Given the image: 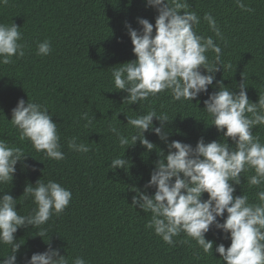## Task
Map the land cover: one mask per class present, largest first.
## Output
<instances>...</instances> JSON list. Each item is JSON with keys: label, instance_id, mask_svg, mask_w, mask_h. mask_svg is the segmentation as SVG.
<instances>
[{"label": "trees", "instance_id": "16d2710c", "mask_svg": "<svg viewBox=\"0 0 264 264\" xmlns=\"http://www.w3.org/2000/svg\"><path fill=\"white\" fill-rule=\"evenodd\" d=\"M189 11H196L201 18L198 34L212 36L221 46V58L232 67L216 73L217 80L232 87L245 77L249 85L247 94L252 102L264 93V0H243L253 12L240 9L235 0H187ZM211 13L220 27L224 40L215 37L203 20ZM155 9L145 6V0H8L0 3V23L19 26L25 55L13 57V63L0 64V139L10 145L22 147L29 155L25 165L19 162L12 185L0 186V192L8 191L18 199L17 209L27 214L33 207L31 198L23 197L27 184L38 179L45 183L54 180L72 192V200L65 211L53 216L42 227L47 229L44 237L37 236L35 229H18L16 239L23 243L18 254V264H25L35 252H42L50 242L59 248L61 255L70 259L82 257L86 264H220L214 257L200 250L197 256L195 241L179 243L184 234L175 237L170 246L146 228L151 213H144L131 205L135 194L132 186L143 189L150 179V172L159 159L157 152L167 147L153 133L146 138L157 146L149 152L139 141L135 146L121 148L115 134L109 129L117 127L128 136L133 129L127 126L126 116L143 114L155 109L167 113L172 140L195 146L200 137L206 142L217 140L221 134L215 126H208L210 118L202 110L207 95L196 100L174 101L170 92L149 97L139 104L129 105L123 98L127 95L114 86L111 68L135 59L133 45L125 22L136 29L137 17L155 24ZM155 31V29H154ZM48 39L52 51L47 56L37 55V44ZM211 59L214 53H207ZM215 83V81H214ZM237 90L238 89H234ZM214 89L209 86V92ZM45 104L58 123L60 143L65 159L56 161L37 152L28 140H21L19 132L11 125L12 109L19 99ZM199 107V108H198ZM95 115L92 126L84 127L81 114ZM189 116V117H187ZM192 116V117H191ZM198 119V120H196ZM154 126L159 121L153 120ZM264 142V126L253 129ZM76 136L77 143L90 147L86 154L68 148V140ZM231 143V140L228 141ZM159 148V149H158ZM131 167L113 171L112 159L123 155ZM35 169V170H33ZM252 173L244 174L245 176ZM244 182L243 177L241 178ZM155 189H148L154 194ZM242 191L255 200V187L245 182L237 186L235 195ZM207 198V193L203 196ZM222 222V221H221ZM206 239L215 246L230 240L212 229ZM10 251L0 244V256Z\"/></svg>", "mask_w": 264, "mask_h": 264}, {"label": "clouds", "instance_id": "9594fccd", "mask_svg": "<svg viewBox=\"0 0 264 264\" xmlns=\"http://www.w3.org/2000/svg\"><path fill=\"white\" fill-rule=\"evenodd\" d=\"M235 2L245 12L254 11L243 0ZM0 3L6 5L8 0ZM145 6L155 9V24L137 17L140 27L134 29L125 22L135 59L111 68L115 88L127 94L123 102L139 104L167 91L174 101L196 100L194 105H198V98L205 94L202 110L210 118L208 126H215L221 136L210 142L200 137L195 146L177 140L169 142L170 130L165 128L170 123L169 116L164 112L158 114L155 109L126 116V125L133 129L128 136L110 126L109 130L125 151L138 141L149 152L157 151L145 133L155 134L167 147V153L158 148L159 159L143 189L131 187L135 193L131 205L151 213L146 228L170 246H175L174 238L183 233L185 238L179 243L195 241L198 257L202 250L213 257L214 252L218 253L220 264H264V142L253 131L264 126V93L258 95L257 102H252L243 75L232 87L216 79L218 71L224 72L232 65L222 60L221 46L212 36L198 34L201 18L196 11L188 10L187 0H145ZM203 20L215 37L223 41L215 17L209 12ZM19 28L15 23H0V64L8 65L13 63V57H24L27 45L22 42ZM51 51L48 39L37 44V55L47 56ZM209 51L214 53L211 59L207 55ZM209 86L214 91L209 92ZM53 115L45 104L30 101L28 97L27 102L23 98L18 100L9 121L21 140H28L46 158L62 161L65 153L61 150V133ZM80 118L86 121V128L96 119L87 112ZM154 118L159 121L158 127L153 124ZM77 139L76 136L69 139L68 148L88 153L89 145L77 143ZM125 151L111 160L110 169L127 171L131 167L124 158ZM28 157L22 147L0 139V186L12 185L17 163L26 166ZM247 173L252 174L245 176ZM245 182L257 189L254 201L243 191L235 195L237 186L241 188ZM148 189H155L154 194H149ZM23 197L31 198L35 204L27 214L17 209L18 199L8 191L0 192V244L10 248L6 255L0 256V264H18L23 245L15 236L18 229L31 227L37 236L44 237L47 229L42 226L53 216L62 214L73 198L72 192L61 183L54 180L45 183L42 179L34 185L27 184ZM212 229L222 233L224 240H230V246L226 248L224 243H219L214 249V241L206 239ZM25 264H70V259L49 242L46 250L25 257ZM71 264H86V261L76 256Z\"/></svg>", "mask_w": 264, "mask_h": 264}]
</instances>
